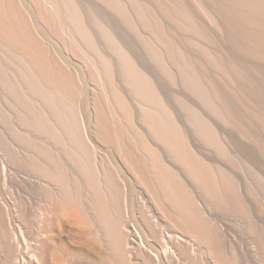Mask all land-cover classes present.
Masks as SVG:
<instances>
[{
  "label": "bare ground",
  "instance_id": "bare-ground-1",
  "mask_svg": "<svg viewBox=\"0 0 264 264\" xmlns=\"http://www.w3.org/2000/svg\"><path fill=\"white\" fill-rule=\"evenodd\" d=\"M29 1H30L29 3L33 4V5L29 4V6L31 7L32 5L34 7L35 14L37 15L41 23H43V26L45 27L44 29L48 33V35H46V33L42 31L39 32L41 37L36 38L35 35L31 32L32 26L28 22L32 21L31 23H33V20L30 19L28 21V18L30 16L28 15L29 16L28 18L25 17V14L23 12L24 10H21L22 7L20 8V6L21 4H23L22 3L23 1L19 6L18 0H0V41L2 42L1 44H4V47L3 45L2 47L0 45V47L1 49L9 47V50H11V52H9L8 55L11 53L12 56L10 55V58H13L15 61L18 62L20 68L17 69H20V71L24 70V72L22 73L23 77L24 75L30 76L29 81H31L32 85L31 84L29 85L31 86V88H34V92H36V94L40 96V97L37 96L38 99L42 98L44 103L47 105V107L52 108L49 109L50 110L49 112H52L51 110H53V112H56V114L53 112L49 113L51 114V116L53 115V117L51 118H54L55 120V118L60 116L61 112H63L61 114L63 119L59 117L58 120H56V122L58 121L59 123H57V125L59 124L60 126L58 125V127L59 128L61 127L60 128L61 130L58 131L61 133L62 131H64V133L61 134L56 129L51 128L54 126L53 124L54 122L52 119L49 118L50 116L47 117V114H45V116L42 115L43 113H45V111H42V114L40 113L41 115L38 112V115L40 116L34 115V121L30 126H32L37 132L43 133L50 140L51 139L54 140V137L57 139L58 137L57 135H59L61 137L60 140H62L65 137L64 135H66L65 137L66 139L64 138L65 141L68 140L71 147H72V143H74L73 147H75L76 145L75 148L78 150L77 148L78 146L82 147V149H85L86 145L90 146L91 143L90 141H88L90 143L86 144V142L84 141L85 143L82 144L79 141H77V139L80 138V136L82 135L80 133V126L82 127V129L84 127L83 132L85 135V130L87 131V127L90 126V123L92 124L93 122L94 130H95L94 133L96 134L95 136L99 141H101L102 145L107 149H113L115 153L118 152V154H120L119 152H121L123 154V157H121L122 164L124 166H127V169L130 168L131 173L133 172V170L135 171V173L133 172L134 174L132 173V175L135 176V174L137 173L136 174L137 179L136 177L133 176L137 180V182H140V180L142 179L143 182L145 181L146 183H148L145 185L146 187L149 185V187H147V189H149V194L148 193L147 194L150 196L149 197L150 200L145 203L146 205L143 204L146 207L145 208L147 210L146 213L149 217V218L147 217L148 221H146V226H145L146 236L144 240L140 236V233L138 234L137 229L134 227V225H130L128 227V225L126 226L122 222L123 218L122 217H121L122 219L120 218L121 215H119L118 217L117 216L118 213L116 214L115 217H113V219L108 218L112 216L110 215L111 213L107 214V212L109 211L111 212L112 206L114 207L113 209L117 208L118 211L119 210L121 211L122 208L124 207L123 209L125 211V214H127L128 213L127 206L131 205L127 200L126 193H123L121 199V193L116 184V179H114V176L117 174L116 173L114 175V173L118 171V169L120 168V166L112 158L114 156H111L113 161V165H111L112 170H110V168L103 169L104 167H101L100 166L101 164L99 165L100 169L97 167L99 171L101 170V174H102L101 178L103 176L100 182L99 181L100 179L98 180L96 178L97 175L95 176L94 174L95 170L92 169L93 167H88L89 165L87 166L88 164L87 162L88 160H90V156H91V155L89 156V159L87 158L88 150L86 151L85 149L86 152L84 153V157H83V152H81L82 154L81 157H83L84 160L88 159L87 161L85 160L86 163L83 161L84 162L83 165V163H80L82 161V160L80 161L79 159L80 155H78V157L77 155L73 156L76 154V152H74L75 154H73L71 157V153L73 152H71V150H68L71 149L69 148L70 146L67 149L64 148L63 151L66 152L63 154L67 157V159L70 162H75L76 168L78 167L77 169H79L78 172L82 174L83 178L86 177L85 181L87 182V185H85L84 183H81L79 179L71 176L69 177L67 175L68 171H66V169L62 166L61 164L62 161L60 162L58 159H56L53 156V153L50 152L48 146H44L43 144H41V146L37 145L41 147L42 150L40 148L38 149L41 150V154L44 156V158L43 157L42 158L45 159L43 160L44 163L36 164V167L38 168L37 170L40 173L39 176L40 177L42 176L45 180H47L48 184L49 183L50 184L52 183L51 185L56 184L55 186H57L58 189L60 188L59 191L62 194L61 196L58 195L60 198L57 197L58 199H56V201L53 204H51L52 206L49 208V212H47L48 210L46 211V215L50 214L48 215L49 217L52 215L54 222L58 221L59 219L65 218L67 215L72 216L73 224L79 227V232H78L79 241L74 243L75 246L74 250L80 251L83 249L84 251V245H89L93 250H98L99 253L100 252L102 253V251H99V249H101V247L103 246L102 243L103 238L108 237L109 239L106 240L107 242L104 240V242H106L104 244H107L109 248L113 251L112 253V251L109 250V254L112 253L113 257H111L110 255L109 256L113 258L112 260L116 258L114 261H117L118 264H167V262H171V264H264V169H262L264 166L260 167L262 165L258 166L257 164H253L255 161L251 163V161L253 160H251L250 158H249V160H251L250 163L244 162L246 161L245 160L246 156H244V154L243 155L241 154H242V149H244L245 146L240 145L241 143L240 144L238 143L239 145H236L237 142L235 143L234 141L238 137L237 138L235 137L236 138L235 140L233 137L234 140L233 141L232 136H233V132L236 133L238 136L240 135L239 137L242 136L249 137L250 135L252 136L251 128L241 119L240 114L238 113L239 108L237 109V111H233L232 104L235 102V100L232 97L230 98H232L231 99L232 102L234 100L233 103L229 101L227 102L226 100L229 97V95L233 94L231 93L232 90L230 91L232 87L230 89H227V91L226 88L230 87L231 81H233V79H234L233 82H236L235 80H240L239 78L244 73L241 71L242 74H240L241 75L240 76L238 75L239 74L238 72L236 73L237 74L236 76L235 72L238 71L236 70L238 68L236 69L233 68L237 65L236 64L235 66H233L234 64L233 62L239 60L232 61L233 60L232 57H229L228 56L229 54L227 55V53L221 51L222 48H219L221 44H224L226 42V41L224 42V40L227 36L224 37L222 35L223 32L221 31V33L219 34L224 37L223 38L224 40L218 39V41L223 40L222 41L223 43L221 42L220 45H218V47H215V45L217 46V44H214L216 40L215 41L212 40L213 41L212 42L211 39L212 36L218 33L217 31L219 30L217 29V31H215L214 33H212L213 31L210 32L211 35L213 34L212 36L208 33L212 29V27L214 28V30H216L215 28L223 27L222 29L225 32V30L229 28V26H233L235 23L234 20L233 21L234 23H232L233 25L229 24V26H227L226 28L224 27L228 24V22H230L231 17H233V15L230 16L229 21L227 22L222 21L227 24L224 25L223 23V25H219V23H221L220 20H224V19L220 18L219 16L221 14L220 10H222V9H218L220 4L217 5L214 2V0H150V2L149 0L148 2L146 0H145L146 2L142 0L143 2L141 4L144 5L145 8L146 6H148L146 5L147 3H152L151 4L152 6H150L149 4L150 6L148 7L149 11H146L147 12L146 14L142 13L140 10L138 12L135 10L137 12L136 17L138 16L137 18L136 17L135 18L136 20L137 19L140 20L139 22L142 24V25L139 24L138 26L141 25L140 26L141 29L143 26V28L146 30V31L144 30L145 34L143 35L150 36L151 34H153L151 35L150 38L148 36H146L145 38V40L148 39V43L150 44L148 48L146 47L149 55L142 56L140 52L144 51V49L143 50L141 49L142 51H140L139 49L140 44L139 45L137 44L139 47H136V46H132V44L129 45L130 41L129 42L126 41L128 43H125L123 37L119 36V32L117 31L118 32L117 33L116 30H114L115 27L113 25H112L113 29L110 27L111 26L110 22H109L110 23L109 26L108 24L106 25L107 22L106 20L105 23L104 21H101L102 17L100 18L98 16L97 18H94L91 17L93 15L92 14L90 17L93 18L94 21H91V19H89L88 21L90 23L91 22L97 23L100 29L98 31H96V29L94 28L96 25L94 26L93 24H91L94 26L93 27L90 26V24H87L88 22L87 21L85 22V18H88L89 15L88 17L86 16L85 18H83V16L85 15L83 12L85 11L82 10L84 8L82 9L80 8L82 7L80 6L81 3L79 4L77 0L73 2L72 0H29ZM129 1L131 2V0ZM140 1L141 0H132L133 4L130 3V6L132 4L136 6L138 5V7L134 9L142 8L141 5L139 6ZM87 2H89V0ZM115 2L117 3V0ZM220 2L221 1H219V3ZM235 2L240 6L242 5L244 8L246 7L248 11L247 9L245 10L243 8L246 11V13H248L249 11L250 13H252L250 14L252 16H249V18L251 17L250 18L251 21L253 18L256 29L259 28V30L261 31L260 27L262 26V29L264 28L263 27L264 0H236ZM235 2H233V4ZM112 3L115 4L114 2ZM82 4H84V2H82ZM156 5L159 7L158 10L162 9V11L159 12L158 10H155L157 8ZM230 5H232V3H230ZM240 6L239 8H241ZM131 7L129 8V10L131 9ZM154 7L156 8L154 9ZM52 8L54 9L52 10ZM157 11L160 14L159 17L156 16L155 14ZM117 14L118 13H116V16H118ZM222 15L225 14L223 13L221 14V16ZM246 15L248 16L249 14ZM98 18H100V21L103 22L105 25L100 24ZM223 18H225L226 20L228 18L227 14L225 17L223 16ZM246 19H248V17H246ZM95 20H97V22ZM136 20H133V23L134 21L135 23H138V20L137 22ZM129 21L132 22L131 20ZM165 22L169 24V27L166 26ZM65 23H67V26L69 23L70 26H72V28L70 27L65 29L64 28V26L66 25ZM245 23L247 22L245 21L244 24ZM249 23L250 21L248 20V24ZM132 25L133 24H131V26ZM234 26L236 27V24ZM234 26L233 28H235ZM140 27H138V29ZM60 28L65 29V31L63 29L61 30ZM58 29H60L62 32L67 31L69 36H71L74 33L76 34V37L81 36V38L85 39V40L83 39L87 47V50L85 49L86 50L85 52L87 54L91 53L93 58L91 55L90 57L89 54L86 57L84 55L85 52L82 50L81 47L80 50H82V52L80 53H83L85 59L87 58L86 61L90 59L89 61H92V65L95 67L93 69L90 62H88L92 68L89 66L87 67V69L90 68L93 69L90 72L91 73L95 72L94 75H96V72L98 73L99 70V72L102 73V74L100 73L99 76L103 75L102 77L105 76V78L107 79L106 81L108 82V85H106L107 87L105 85H104L105 87H103L102 83L100 82H103L105 79L104 78L100 79L101 77L99 78V76L96 75V78L98 76L97 78L98 80L99 79L102 80V81L99 80L100 82L98 83H100L101 85L100 87L104 88L103 90L104 93L108 92L107 94L104 93L96 94L95 91L92 92L93 90L89 89V91L91 90V92H89L91 96V100H93L94 102L92 103L94 106L92 108L93 121L91 122H89L90 120H88V116H87L88 113L86 114L85 111H84V115L77 114L79 117L78 119L79 121H77L76 116L74 114L75 111L72 110L73 107L71 108L72 104L69 105V102L73 101L74 96L76 95L75 92L78 83L76 84V80L74 78H76L77 75L74 76V74L67 71L66 68L62 67L60 63L56 62L57 59L52 58L48 53L47 49L50 47H47L48 43L46 42L52 39V37L58 38V36H60L61 31H59ZM67 29H70V32L72 31L74 32L70 35ZM141 29L140 31L142 32ZM259 30L257 32H260ZM229 31L230 32H227L228 36L229 33H231V31L233 30L230 29ZM146 32L149 33L150 35L147 34ZM257 34H256V38L259 37L258 40L264 37L263 34L261 33L260 35L262 37L260 35L257 36ZM177 35L178 37L179 35H181L182 38L183 36H185L186 38L184 37L182 39L179 37L178 39ZM238 36L240 37L241 33L240 35L238 34ZM249 36L251 38V34H249ZM214 37L216 38V36ZM244 38H247V36ZM180 39L183 40V41L181 40V43H180ZM78 40L80 43L81 39ZM145 40L142 41V43H146L147 41ZM241 41L238 42L240 43ZM50 42L51 41H49V43ZM75 42L78 43L77 40L74 41L73 47H75L76 44ZM245 44L247 43L245 42ZM254 44H255V40H254ZM60 46H64V45H60ZM76 46L77 48L75 49H77L78 51V47L80 46V44H77ZM237 47H241V46L238 45ZM149 48L150 50H148ZM214 48L220 51H217V53L215 54L213 52H215L216 50L215 51L213 50V52L211 50ZM231 48L233 49V47ZM234 49L237 48L235 47ZM242 50L240 49V51ZM194 51H196L203 59L208 55H209L208 57H210V53L211 54L213 53L218 58V60H216V58L213 60L212 58L209 59L207 57L208 61L207 60L204 61V64L206 62V67H205L204 64L200 63L203 62L202 61L203 59L201 58L202 60L198 61L199 55H197V53H195ZM258 51H260V49H258ZM218 52H220L221 54L219 53L218 55ZM236 52L239 53V51ZM255 52L256 51H254V55L257 53ZM233 53L235 55V52ZM205 54H207V56ZM246 54L248 53L246 52ZM246 54L244 53V55ZM250 54L252 53L250 52ZM250 54L248 56H250ZM224 55L226 56V58H224L225 57ZM244 55L242 54V56ZM260 57L261 56H258L259 60L261 59ZM255 58L257 59V57ZM225 59L228 60L226 62H230V61L232 62L230 64H232L231 66L233 70H230L231 68L229 65H227V63L225 64L227 65L226 68L227 67H228L227 69L230 68L229 70L231 72L226 68L225 71L227 70L228 72H225L223 70V73L227 75V77L233 74L229 76V77H233V79L228 77L229 79H232L231 81L228 80V78H225V75L222 73V69L224 68V66L222 67V69L220 68L222 66L221 61L224 62ZM199 63L203 66H201ZM243 63L246 62L243 61ZM22 66L23 69L21 68ZM238 66H240L239 63L236 67ZM219 68L221 69L219 73L220 76L216 77L217 74H215L214 71L215 69L219 71ZM234 69L236 71H234ZM253 69L255 70V68ZM88 71L89 70H87V72ZM203 71H205L208 74L209 78L208 77L206 78L205 77L206 75L204 76L205 73ZM217 71L216 73H218ZM201 72L204 73L202 75L209 80H211V78L213 80H218L219 79L218 77H220L219 80H221L222 74L224 75V77H222V80L220 82L224 84L226 83L229 84L228 87L227 85H224L226 88H224V86L221 87L222 90L225 89V91L223 90L224 92L223 91L222 92L225 94L224 97L226 96L225 97L226 99L224 100L225 102H227V106L222 100L223 93H221L220 95L221 101L219 100L220 96L219 98L214 97L216 98L215 99L216 103H213L214 100L212 101V99L210 98V96L212 97V94L209 96L210 94L209 91L211 90L214 91L215 88H211V87L217 84L215 82L213 83V86L210 85V87L208 88L207 84L209 86V84H212V81L210 82L209 80H207L205 81L207 83L205 82L203 83L206 85H203L202 84L203 81L201 80L202 76H200ZM229 72L231 74H229ZM88 75H87L88 78L91 79L90 76L91 74ZM246 75L248 76V74ZM204 77H202V79H205ZM27 78L29 79V77ZM243 78L244 76L242 77V80ZM95 80L93 79L94 83ZM29 81L27 82L26 85L30 83ZM244 81L246 80H243V82ZM261 81H259V83ZM220 82L218 83V86L215 89L217 93L221 90V88H219L220 90L218 89V87L220 86ZM233 82L232 84L234 86L235 83ZM256 82L257 81H255V83ZM98 83H95V86H97L96 84ZM105 83L106 82H104V84ZM238 83L240 87L241 82L238 81ZM186 87L187 89L188 88L193 89V91L191 90L192 92H190L188 96L191 93L195 94V92L199 94V95H192V96H196L194 97V99L200 98L198 96H200L203 93L202 92L200 94L203 88L205 89L207 88L206 90L211 88V90L208 91H206L205 89L203 90L206 91L204 92L206 93V97L208 96L209 99L211 100H207L208 97L206 99L204 98L203 99L204 101H200V102L199 99L197 100L191 99L194 101L192 102L190 100L189 102L191 103L188 104L187 101L189 99H186L184 97L187 95L185 94L183 95V93H188L187 89L186 92L184 91L185 89H183ZM105 89L106 90L109 89V90L105 91ZM242 89H244V87ZM228 91H229V95L227 97L226 92L228 93ZM243 91L245 92V89ZM29 92L31 91L29 90ZM216 92L213 93L217 95ZM177 94L178 96H176ZM245 94H243V96ZM248 94L251 95V92ZM179 95L180 97L182 95L184 97V98L181 97L180 98L181 100L182 99L187 100V101L185 100L186 101L185 104L186 103L187 104L186 105L184 104L185 106H182L185 107L186 108L185 110L187 111H185L181 107V104H183L182 103L183 100L182 101L180 100L178 102ZM90 96L88 95V97ZM260 96L262 97V95ZM249 97L246 98L247 101ZM237 99L239 98L236 97V101H238ZM252 99H254L253 95H252ZM200 100H202V98H200ZM205 100L210 101V103H208L207 101L206 103ZM58 101H59V105L60 102L61 103L63 102V104H61L62 107L61 105L59 106V108L61 107L59 109L60 113L58 111ZM66 101L67 104L65 103ZM197 101L199 102V104L198 105L195 104V106L196 107L198 106L199 109L195 112L196 107L194 106L195 107L194 109L192 108L193 106L191 105H194L192 103L194 102L197 103ZM219 101L221 102V104L224 103L223 107ZM180 102L181 104H179ZM211 102H212V107L209 106ZM27 105L28 104H26V106ZM187 105L190 107L188 108ZM199 105H201L202 108H200L201 106ZM228 105L231 106L232 110L228 109L229 108ZM224 106L228 108H224ZM235 106L238 105L235 104L233 107ZM203 108L205 110H207V108L209 109L213 108L212 110L213 112L211 111V113L214 114L213 118H215L214 116L217 117L215 118L217 122L211 121L210 118L212 117V115H210V111L208 112L209 109L207 110L208 113L205 114L204 113L205 110L204 112L202 111ZM192 109H194V111H191ZM235 109L236 108H234V110ZM199 110L203 112V115H205L204 117L205 120L202 118L203 116L201 114H198L200 115V117L202 116L201 123L197 122L199 116L198 118L196 117L197 119L195 120L193 119L194 120L193 123L191 119L195 118L196 115H194V117L191 118L192 116L191 114H193V112L197 114ZM57 112L59 113L58 115ZM186 112L190 114V117ZM66 117L68 118V121ZM121 117L125 120L123 121L124 123H126L125 125L124 123H121L122 122ZM201 119L199 118L198 121ZM50 120L53 123H51ZM189 120L192 122H189ZM60 121L62 126L60 124ZM209 121L210 123L211 122L214 123V124L211 123L213 126L215 125V127L212 126V130L208 129L209 127L207 126L208 125L207 123H209ZM228 121L231 123H228ZM77 122H79V125H77ZM22 124H24V122ZM128 126H130V128ZM204 127H206L208 130L206 131V128ZM214 128H216V130ZM132 129L133 131L131 132ZM213 129L215 131H213ZM53 130L58 133L57 134L56 132H54L56 134L54 135V137H53L54 133H52ZM211 132H213V134ZM200 134H203L204 136H201ZM67 135L70 136V139L67 138ZM213 135L214 136L216 135L217 137H214ZM218 135H220L221 137L220 139L221 141H223V143L219 142L220 140H218L219 143L215 141L216 139H218ZM252 137H254V135ZM56 139L54 141H56ZM208 140L215 141L213 142L215 144L214 145L212 144V146H210L211 148H209L208 145H210L212 142H209L210 144H208ZM59 141L53 143L56 144ZM238 142L241 141L239 140ZM231 143H235V145L238 147L243 146V148L241 147L242 149L239 147L241 149L240 150L241 154L239 151L238 154L244 156L243 157L244 161L242 160L243 158L242 159L241 157L238 158L240 155L233 154L236 157L237 163L235 164L234 162L233 163L234 165L230 163L231 161L232 162L235 161V157L233 159V156L232 157L230 156L231 152L230 153L227 152L228 150L230 151L233 148H235L234 147L235 145L233 146L230 145ZM60 144L62 143H59V145ZM228 144L229 147L230 146L232 147L226 151L223 150L222 147L226 148L228 147ZM221 145H222L221 147L222 149L220 148ZM59 147L63 148L61 147V145ZM65 147H67V145ZM212 147H215L216 151L217 150L219 151L221 150L223 152L225 151L226 157H224L225 154L223 155L221 151L220 153H222L223 157L220 154L217 155L215 149H212ZM216 147L220 149H217ZM94 148L96 147L94 146ZM67 150L70 151L71 153L68 152ZM219 151L217 152L219 153ZM234 151H232V153H234ZM77 152L80 151L78 150ZM235 153H237V150L235 151ZM76 158L78 160H76ZM228 158L231 161L227 160ZM31 160L28 158V162H30ZM100 161L101 163H103L102 158H100ZM107 161H109L110 164V160ZM31 162H33V160ZM107 163L105 164L107 165ZM25 164L26 162L24 163V165ZM169 164L172 165L173 169L170 166H168ZM247 164H251V165H247ZM32 166H34V164H32ZM180 166H181V171L179 172L176 171V169L180 170L179 169ZM169 167L171 169H169ZM97 168L96 171H98ZM121 173H122V169H121ZM97 174H100V172H98ZM139 177L140 180H138ZM84 185L87 186L86 190H88V188L89 189L91 188L92 191L93 190L95 191L94 202L92 201L93 203L90 204L89 202L90 200L87 199L89 200L88 202L90 205L89 204L88 205H89V210L91 211L88 212L89 214L91 213L90 214L91 216L86 215L87 210L86 208L84 209V202H86L84 201L85 199ZM52 189L55 190L54 187L49 188V186L47 185V195H50L53 192ZM92 191L91 192L88 191V192L92 193ZM102 191L105 192L102 193ZM56 192L58 193V191ZM102 194H105V196L107 195L108 199L110 200L109 203L110 202L113 203L111 208H109L110 209L109 211L107 210L110 205L107 204L108 202L105 201L106 199L105 196H104L105 199L101 197ZM2 207H3V200L0 195V255H1L0 264H30V259H33L37 264H65L70 257L78 256V254H72L66 248H62V246L60 247L57 244L56 240L59 238H58V234L55 233L54 222L52 221V222L43 223L42 220H41L42 223L40 221L39 224L40 225L42 224L41 228L46 233V235L42 236V239L38 241L40 246V252L25 254L22 248V245H24L23 242L26 241L25 239H23V242H21V244L15 236H13V238H10L9 240V237L7 235L3 223L4 218H3ZM132 207L130 206L129 209L130 211ZM128 215L130 214L128 213ZM87 216L89 218H87ZM163 218H166L168 225L169 224L171 225L170 230H172L173 228V231H171L172 233L169 232L170 227L168 228L166 226L167 224L162 223ZM119 226H121V229L119 228ZM165 226L168 228V231L164 230ZM230 229L233 232H235V237L231 238V240H229L227 237L229 235ZM106 253H108V251ZM93 264H101V263L94 262Z\"/></svg>",
  "mask_w": 264,
  "mask_h": 264
},
{
  "label": "rangeland",
  "instance_id": "rangeland-1",
  "mask_svg": "<svg viewBox=\"0 0 264 264\" xmlns=\"http://www.w3.org/2000/svg\"><path fill=\"white\" fill-rule=\"evenodd\" d=\"M23 1V2H22ZM73 1H75V0H72V2ZM78 1V3L80 4H82V2H84V4H80V6H82V7H80L81 9L82 8H84V9H82V10H84L85 12H83L85 15L83 16V18H85L86 16L88 17V15H89V17L91 16V17H94V18H97L98 16L101 18V21H104V23H105V20L108 22H106V25L108 24L109 26H110V23H111V28L113 29V27H112V25L115 27L114 28V30H116V32L118 31L119 32V36H122L123 37V39L125 40L124 42L125 43H128L129 41H130V43H129V45H131L132 44V46H136V47H139L140 46V51H142L143 49H144V51H142V52H140L141 54H142V56H148L149 55V53L147 52V48L150 46V44L148 43V39L147 40H145V38H146V36H148V35H143V34H145L144 32L146 31L144 28H143V26H142V29H141V23L139 22L140 20H138V23H135V21H134V23H133V20H136V18L138 17H136V14H137V12L140 10L142 13H147L146 11H149V8L148 7H150V6H152L151 4L152 3H147L146 5H148V6H146V8H148V9H146L145 7H144V5H142L141 3L143 2V1H145V0H141L140 2H139V6L141 5V7L142 8H138V9H134V8H137L138 7V5L136 6V5H132L133 3H132V0H131V2L129 1V0H117V3L115 2L116 0H109L110 1V3L111 4H113L112 2H114L115 4H113V5H111L110 3H109V1L107 2L106 0H101V1H103V2H101L100 0H89V2H87L88 0H77ZM76 1V2H77ZM79 1H82V2H79ZM96 1V2H95ZM147 2H148V0H146ZM145 1V2H146ZM219 1H221L220 3H219ZM236 0H232V1H228V0H214V2L217 4V5H219V8L218 9H222V10H220V13L221 14H225V15H222L221 16V14L219 15V13H218V15L220 16V18H222V19H224V20H220V22L222 23H219V25H223V23L224 22H227V21H229V19H230V16H232L233 15V17H231V20H230V22H228V24L227 23H224V25L225 24H227L226 26H224L225 28L227 27V26H229V24L230 25H233L232 23H234V25L236 24V27L235 28H237V29H235V28H233V26H229V28L230 29H232L233 31H231V33H229V36L227 35V32H230L229 30V28H227L226 30H225V32H224V30L221 28V27H219V28H215L216 30H214V28L212 27V29L208 32L210 35H211V33L210 32H212V33H214L215 31H217V29L219 30V31H217L218 33H216V34H214V36H216V38L214 37V36H212V39H211V41L213 40V41H215L214 42V44H217V46L215 45V47H218V45H220V43L224 40L223 38L224 37H226L225 38V40H224V44H221V46H219V48H222L221 49V51L222 52H225V53H227V55L229 56V57H232V61H235V60H239V61H235V62H233L234 64H233V66H235L236 64L238 65V63H239V65L240 66H238V67H233V68H238V69H236V70H238V71H236L235 69H234V71H236L235 72V74L236 73H238L239 72V74L238 75H240V74H242V72L244 73L239 79L240 80H235L236 82H233L234 81V79H233V77H229V76H231V75H233V74H231L230 72V70H233L232 69V64H230V63H232L230 60V62H226V61H228L227 59H225V61L223 62V61H221V64H222V66L220 67L221 69H222V67L224 66V68L222 69V73H223V70L225 71V68H226V66L227 65H229L230 66V70L229 69H227V70H229L230 72H229V74H231V75H229L228 77L229 78H232L233 79V81H231L232 79H229L228 77H227V75H225L224 73V75H225V78H228V80H230L231 81V85H230V87H228V85L229 84H224V83H222V82H220L221 80H222V77H224V75L222 74V76H221V80H219L220 79V77H218L219 79L218 80H213L212 78H211V80H209V79H206L207 77L209 78V76H208V74L205 72V71H203L204 73H202L201 72V75L200 76H202V77H204L205 75V79H202V77H201V80L203 81L202 82V84L205 82V81H207V80H209L210 82L212 81V84H209V86H208V84H207V87L209 88L210 87V85H212L213 86V83H215L216 82V84L217 85H214L213 87H211V88H215L216 89V87L218 86V83L220 82V86L218 87V89L219 88H221V87H223L224 85H227V87L228 88H226L225 86H224V88H226V91H227V89H230L231 87H232V89H230V91L232 90V92L231 93H233V94H231V95H229V91H228V93L226 92V94H227V97H228V95H229V97L226 99L225 97H224V91H225V89H223L222 90V88H221V90L217 93L216 92V90L214 89V91L213 90H211V88L210 89H208V90H211V91H213V92H216L217 93V95L215 94V93H213V92H211V91H209V96L212 94V97L210 96V98L212 99V101H213V103H216V98H219V96L221 95V93H223L222 95H223V101H224V103L226 104V106H227V102L229 101V102H231V103H233L234 102V100H235V102L232 104L233 106L236 104V105H240L241 103H244V104H241L239 107L238 106H235V107H233L232 106V108H233V111H237V109L239 108V111L241 112H239L238 111V113L240 114V117H241V119L251 128V132H252V136L254 135V137H252L251 135L249 136V137H244V136H242V137H239L236 133H234L233 132V136H232V140H233V137H234V142L236 143V145H239L240 143V145H243V146H245L244 147V149H246V150H244V149H242L243 148V146H239L241 149H242V154H241V152H240V148L238 147V146H236L235 145V143H231L230 145H235L234 147L235 148H233L232 150H228V149H230L232 146H230L229 147V144H228V147H222V145L220 146V148L222 147L223 148V150H228L227 152L228 153H230L231 152V154H230V156L232 157L233 156V159H234V155L236 154V155H243L244 154V156H246L245 157V160L246 161H244V156H239L238 158H240L241 157V159L246 163V162H248V163H250V161L251 160H253V161H251V163L252 162H254L253 164H257L258 166H260V165H262V166H260V167H263L264 166V56H263V54H264V37H262L261 35H260V33L261 34H263V36H264V28L262 29V26L260 27V29H261V31L259 30V28H257L256 29V26H255V24H254V20H253V18H252V21H251V17L249 18V16H252V15H250V14H252V13H250V11L248 12V13H246V7L244 8L242 5L240 6L239 4H237L236 2H235ZM18 2H19V6H20V4H21V2L23 3V4H21V6H20V8L22 7H24L23 9L21 8V10H24L23 12H24V14H25V17H29L28 18V21L30 20V19H32L33 20V23H31V22H28V23H30V25L32 26L31 27V32L35 35V37L36 38H39V37H41L40 36V34H39V32H44V33H46V35H48V33L45 31V27L43 26V23H41V21L38 19V17H37V15L35 14V10H34V7L32 6L33 4L32 3H29L30 1L29 0H18ZM86 2H87V4H86ZM94 2V3H93ZM138 2V1H137ZM144 2V3H145ZM149 2H150V0H149ZM233 2H235L234 4H233ZM75 3V2H74ZM98 3V4H97ZM101 3V4H100ZM103 3V4H102ZM108 3V4H107ZM130 3H132L131 4V6L133 7H131L130 6ZM230 3H232V5H230ZM29 4H32L31 5V7L29 6ZM100 4V5H99ZM129 4V5H128ZM134 4H136V3H134ZM138 4V3H137ZM149 4H150V6H149ZM215 4V5H216ZM24 5V6H23ZM26 5H27V8H26ZM103 7H102V6ZM123 5V6H122ZM158 5V4H157ZM156 5V7H154V9L155 10H158V6ZM216 5V6H217ZM225 6V8H224V6ZM237 5V6H236ZM84 6V7H83ZM223 6V7H222ZM235 6V7H234ZM239 6L241 7V8H239ZM131 7V9H134V10H129V8ZM144 7V8H143ZM221 7V8H220ZM230 7V8H229ZM232 7V8H231ZM233 8H235V9H233ZM245 10H244V9ZM47 9H48V7H47ZM54 8H52V10H53ZM119 9V10H118ZM227 9V10H226ZM229 9H231V10H229ZM232 9H233V11H232ZM244 11H243V10ZM137 12H136V11ZM225 10V11H224ZM238 10V11H237ZM29 11H30V13H29ZM93 11V12H92ZM115 11H117V12H115ZM125 11V12H124ZM133 13H132V12ZM159 12L160 11H162V9L160 10H158ZM158 11L155 13L156 14V16H158L159 17V13H158ZM221 11H223V12H221ZM227 11V12H226ZM236 11V12H235ZM240 11V12H239ZM247 11H248V9H247ZM27 12H28V14H27ZM92 12V13H91ZM124 12V13H123ZM134 12H136V13H134ZM238 12V13H237ZM241 12H243V13H241ZM88 13V14H87ZM90 13V14H89ZM116 13H118L117 15L118 16H116ZM162 13V12H161ZM241 13V14H240ZM135 14V15H134ZM226 14H227V16H228V18L225 20V18H223V16L225 17L226 16ZM231 14V15H230ZM239 14H240V16H239ZM246 14H249L248 16L246 15ZM29 15V16H28ZM104 15V16H103ZM121 17H120V16ZM235 15V16H234ZM243 15V16H242ZM65 16V15H64ZM124 16V17H123ZM240 18H239V17ZM248 17V19H246V17ZM85 18V22L87 21H89V19H91V21H94L93 20V18ZM136 17V18H135ZM235 17V18H234ZM242 17H244V18H242ZM100 18H98L99 19V21H100ZM232 18H234V19H232ZM243 19V20H242ZM244 19H245V21L247 22V23H245L244 24ZM84 20V19H83ZM124 20V21H123ZM129 20H131L132 22H130ZM137 20H136V22H137ZM235 20V21H234ZM248 20L250 21V23L248 24ZM96 22H97V20H95ZM98 21V22H99ZM100 21V24H103V25H105L103 22H101ZM112 21V22H111ZM142 21V20H141ZM222 21H224V22H222ZM234 21V22H233ZM84 22V23H85ZM110 22V23H109ZM115 22H116V24H115ZM120 22H122V23H120ZM130 22V23H129ZM238 23V24H237ZM261 23H262V21H261ZM66 25L64 26V28L66 29V28H72V26H70V24L68 23V26H67V23H65ZM87 24H90V26H93L95 29H96V31H98V30H100L99 29V25H97V23H94V22H88ZM91 24H93V25H91ZM127 24H129V25H127ZM131 24H133L132 26H131ZM139 24H141L140 26H138ZM165 24H166V26H168L169 27V24L167 23V22H165ZM168 24V25H167ZM242 25H243V27H242ZM247 25V26H246ZM250 25V26H249ZM67 26V27H66ZM129 26V27H128ZM135 28H134V27ZM249 26V27H248ZM98 27V28H97ZM133 27V28H132ZM138 27H140L139 29H138ZM245 27V28H244ZM246 27H247V29H246ZM252 27V28H251ZM264 27V26H263ZM121 28V29H120ZM224 28V29H225ZM241 29V31H240V29ZM61 29V28H60ZM60 29H58L59 31H61ZM65 29H63L64 31H65ZM140 29L142 30V32L140 31ZM57 30V31H58ZM68 31H69V33H70V35L74 32V31H72V32H70V29H67ZM74 30V29H73ZM127 30V31H126ZM136 30V31H135ZM145 30V31H144ZM237 30V31H236ZM246 30H247V32H248V30H249V32L247 33L246 32ZM260 31V32H257V31ZM58 31V32H59ZM63 31V32H64ZM221 31L223 32L222 33V35L224 36H221L219 33H221ZM244 31V32H243ZM251 31H253V32H251ZM256 31V32H255ZM62 31H61V33H60V36H58V38L57 37H52V39H50V40H48L46 43H48L47 44V47H50V48H52V49H50V48H48L47 50H48V53L50 54V56L52 57V58H54V59H57L56 60V62H58V63H60L61 64V66L62 67H64V68H66V70L67 71H69L70 73H72V74H74V76H76V78H74L75 80H76V84H77V86H76V95L74 96V99H73V101H70L69 102V105H71V108L73 107V111H75L74 112V114H75V116H76V120L77 121H79L78 119H79V117H78V115H80V114H82V115H84V111L86 112V114H87V116H88V120H90L89 122H91V121H93V119H92V117H93V113H92V108H93V104L92 103H94L93 102V100H91V96H90V94H89V92H91V90L89 91V89H92L93 91L92 92H94L95 91V93L96 94H102V93H104L103 92V90H104V88L103 87H105L106 85H108V82L106 81L107 79L105 78V76L104 77H102L103 75H101V76H99L100 75V73L101 72H99V70H98V73L96 72V75H98L99 76V78L100 79H105L103 82H100V81H102V80H98L97 78H98V76H97V78H96V75H94L95 74V72L94 73H91L90 71H92L95 67L92 65V61H89L90 59H88V61H86V59H85V56L87 57L88 56V54L85 52L86 50H87V47H86V43H85V41H83V39L84 38H81V36L80 37H76V34H72L73 35V37H72V35L71 36H69L68 35V32L66 31V32H64L63 33ZM117 32V33H118ZM131 32V33H130ZM138 32V33H137ZM140 32V33H139ZM238 32V33H237ZM241 33V38L238 36V34L240 35V33ZM246 32V33H245ZM147 33V32H146ZM233 33V34H232ZM236 34V36H235V34ZM246 35H245V34ZM258 33V34H257ZM64 34V35H63ZM147 34H149V33H147ZM225 34V35H224ZM232 34V35H231ZM243 34V35H242ZM249 34H251V38H250V36H249ZM256 34H257V36H261L262 38H260V40L262 41V43H261V41L260 40H258L259 39V37H257L256 38ZM150 35V34H149ZM151 35H153V34H151ZM151 35L150 36H148L149 38L151 37ZM234 35V36H233ZM255 35V36H254ZM137 36V37H136ZM139 36V37H138ZM145 36V37H144ZM220 38H219V37ZM243 36V37H242ZM247 36V38H244V37H246ZM65 37V38H64ZM70 37H71V39H70ZM147 37V38H148ZM177 37H178V35H177ZM179 37L180 38H182L181 37V35H179ZM179 37H178V39H179ZM185 36H183V38H184ZM222 37V38H221ZM232 37H234V38H232ZM254 37V38H253ZM50 38V37H49ZM67 38V39H66ZM136 38H138V39H136ZM139 38H140V41H139ZM143 38H144V40L145 41H147L146 43H142V41H144L143 40ZM182 38V39H183ZM186 38V37H185ZM228 38V39H227ZM231 38V39H230ZM245 39V41H244V39ZM74 39H76L77 40V42L78 43H76L75 44V47H73L74 46V41H76V40H74ZM78 39H81L80 41V43H79V40ZM128 39V40H127ZM135 39H136V41H135ZM142 39V40H141ZM182 39H180V43H181V40ZM218 39H223V40H219L218 41ZM239 39V40H238ZM248 40V42H247V40ZM257 39V40H256ZM73 40V41H72ZM85 40V39H84ZM227 40H228V42H227ZM242 40V41H241ZM250 40V41H249ZM254 40H255V44H254ZM49 41H51L50 43H49ZM126 41H128V42H126ZM150 41H151V39H150ZM149 41V42H150ZM183 41V40H182ZM212 41V42H213ZM238 41H241L240 43L238 42ZM260 41V42H259ZM232 42H234V43H232ZM238 42V43H237ZM245 42L247 43V44H245ZM258 42V43H257ZM2 42L0 41V45H1V47H2V45H3V47H4V44H1ZM61 43V44H60ZM151 43V42H150ZM223 43V42H222ZM232 43V44H231ZM242 43V44H241ZM248 43H250V44H248ZM261 43V44H260ZM77 44H80V46L78 47V51L80 50V47L82 48V50L85 52V56L83 55V53H80V52H82V50H80L79 52L77 51V49H75V48H77ZM134 44V45H133ZM139 46H138V45ZM241 44V45H240ZM245 44V45H244ZM251 44H253V45H251ZM56 47H55V46ZM60 45H64V46H60ZM147 45V46H146ZM227 45V46H226ZM230 45H232V46H230ZM234 45V46H233ZM243 46L242 48L241 47H237V46ZM84 46V47H83ZM142 46V47H141ZM226 46V47H225ZM229 46H230V48H229ZM252 46V47H251ZM1 47H0V195H1V198H2V200H3V207H2V210H3V218H4V221H3V223H4V226H5V229H6V232H7V235H8V237H9V240H10V238H13V236H15L17 239H18V241L20 242V244H21V242H23V239H25L26 241H24L23 243H24V245H22V248H23V252H25V254H32L33 252H35V253H39L40 252V246H39V243H38V241H40L41 239H42V236H44V235H46V233L43 231V229L41 228V225L39 224L40 223V221L42 220L43 221V223H46V222H54V219L52 218V215L49 217L48 215H50V214H48V215H46V211L47 212H49V208L52 206L51 204H53L55 201H56V199H58L57 197H59V196H61L62 194H61V192L59 191L60 190V188L58 189V187L57 186H55L54 184L53 185H51L50 183V185L48 184V181L47 180H45L42 176V178L39 176L40 175V173H39V171L37 170L38 168L36 167V164L38 163H44V161L43 160H45V159H43L44 158V156L41 154V144H43L44 146H48L49 147V149H50V152H52L53 153V156L56 158V159H58L60 162L62 161V166L66 169V171H68V176L70 177H74V178H77V179H79V181L81 182V183H84L85 185H87V182L85 181V179H86V177H82V174L81 173H79L78 172V170L79 169H77L76 168V163L75 162H70L68 159H67V157L63 154V153H65L66 151H63L64 150V148H68L69 146H70V144H69V142H68V140H66L65 141V137H66V135H64L65 137V139L63 138L62 140H60L61 139V137L59 136V135H57L58 137H57V139H59V140H57L55 137H54V135H56L54 132H56V131H54L53 130V132L52 133H54L53 134V137H54V140L56 139V141H59V142H57L56 144L58 145H56L55 143H53V142H56V141H54L53 139H48L43 133H40V132H37L32 126H30V125H32V122L34 121V115L35 116H40L41 114H42V111H45V113H43L42 115H44L45 116V114H47V117L48 116H50L49 118L50 119H52L53 120V122L51 121V123H53L54 124V128L53 127H51L52 129H56L57 131L59 130H61L59 127H58V125H57V123H59L58 121L56 122V120H58V118L59 117H61V119H63L62 118V116H61V114L63 113V112H61V114H60V116H56L57 118H55V120H54V118H51V117H53V115L51 116V114H49V113H52L53 112V110H51L52 112H49L50 110L49 109H52V108H48L47 107V105L44 103V101H43V99L42 98H39L38 99V97L37 96H39L38 94H36V92H34V88H31V86L29 85V84H31V81H29L30 80V76H28V75H24V77L22 76V73L24 72V70H21L20 71V69H17V68H20V66H19V64H18V62L17 61H15L13 58H10V55H11V53L8 55V53L9 52H11V50H9V47H7V48H4V49H1ZM86 47V48H85ZM147 47V48H146ZM231 47H233V49L236 47L237 49H232ZM244 47H245V49H244ZM254 47H256V48H254ZM225 48H227V49H225ZM242 50V51H240V49ZM252 48V49H251ZM263 48V49H262ZM6 49V50H5ZM8 49V50H7ZM86 49V50H85ZM142 49V50H141ZM229 49V50H228ZM239 49V50H238ZM250 49V50H249ZM255 49V50H254ZM258 49H260V51H258ZM56 50V51H55ZM148 50H150V48L148 49ZM212 50V52H213V50L215 51V52H213V53H217V51H220V50H217V49H211ZM227 50H228V52H227ZM233 50V51H232ZM248 53V54H246V52ZM252 53V54H250V52ZM258 51L255 55H254V51ZM4 51H8L7 53L6 52H4ZM236 51H239V53L238 52H236ZM244 51V52H243ZM263 51V52H262ZM195 53H197L196 51H194ZM233 52H235V55H234V53ZM242 52V53H241ZM148 53V54H147ZM212 53V54H213ZM219 53L220 52H218V55H219ZM232 54V56H231V54ZM237 53H238V55H237ZM244 53L247 55H244ZM263 53V54H262ZM144 54V55H143ZM211 53H210V57H208L207 56V54H205L209 59L210 58H212L213 60L216 58V60H218V58L215 56V54H213L214 55V58H213V55H212ZM221 54V53H220ZM242 54L244 55V56H242ZM250 54V56H248ZM262 54V55H261ZM91 55V53L89 54V56ZM197 55H199L198 53H197ZM253 55V56H252ZM12 56V55H11ZM83 56H84V58H83ZM92 56V55H91ZM90 56V57H91ZM203 56H204V54H203ZM212 56V57H211ZM225 56V55H224ZM234 56V57H233ZM258 56H261L260 58V60L258 59ZM263 56V57H262ZM9 57V58H8ZM199 58V60L198 61H201L203 58L202 57H200V55L198 56ZM207 57H205L202 61L203 62H200V63H202V64H204V61H208V58ZM244 57V58H243ZM255 57H257V59L255 58ZM89 58V57H88ZM92 58H93V56H92ZM147 58V57H146ZM202 58V59H201ZM224 58H226V56L224 57ZM243 58V59H242ZM251 58H252V60H251ZM231 59V58H230ZM13 60V61H12ZM92 60V59H91ZM222 60H223V58H222ZM247 60V61H246ZM262 60V61H261ZM10 61H11V63H10ZM15 61V62H14ZM86 61V62H85ZM243 61L244 62H246V63H243ZM88 62H90V64L92 65V67H93V69H91L92 67L89 65V63ZM237 62V63H236ZM240 62H242V63H240ZM250 62V63H249ZM251 62H253V63H251ZM256 62V63H255ZM261 62V63H260ZM86 63H87V65H86ZM199 63V64H200ZM224 63V64H223ZM227 63V65H225ZM229 63V64H228ZM260 63V64H259ZM93 64H94V62H93ZM243 64V65H242ZM248 64H250V65H248ZM201 65V64H200ZM246 65V66H245ZM260 65V66H259ZM91 67L90 69H87V67ZM201 66H203V65H201ZM204 66L206 67V62H205V64H204ZM242 66V67H241ZM244 66V67H243ZM248 66V67H247ZM254 66V67H253ZM25 67V66H24ZM241 67V68H240ZM22 69H23V66L21 67ZM26 68V67H25ZM219 68V71H217L216 69H215V74H217L216 75V77L217 76H220V69ZM243 68V69H242ZM245 68V69H244ZM253 68H255V70L253 69ZM253 69V70H252ZM260 69V70H259ZM87 70H89L88 72H87ZM97 70V69H96ZM160 70V69H159ZM225 71V72H228V71ZM240 70V71H239ZM251 70V71H250ZM262 70V71H261ZM20 71V72H19ZM216 71L218 72V73H216ZM233 71V72H234ZM242 71V72H241ZM244 71H246V72H244ZM159 72V71H158ZM91 74L90 76H91V79L90 78H88V74ZM248 74V76L246 75V74ZM250 73V74H249ZM102 74V73H101ZM104 74V73H103ZM160 74V73H159ZM202 74H204V76L202 75ZM219 74V75H218ZM228 74V73H227ZM259 74V75H258ZM262 74V75H261ZM20 75V76H19ZM88 75V76H87ZM95 76V78H94V76ZM258 75V76H257ZM93 76V77H92ZM199 76V77H200ZM215 76V75H214ZM213 76V77H214ZM236 76H237V74H236ZM236 76H234V77H236ZM244 76V78H243V80H246V81H244L243 82V80H242V77ZM246 76V77H245ZM263 76V77H262ZM23 77V78H22ZM27 77H29V79L26 78ZM86 77V78H85ZM34 78V77H33ZM84 78H85V80H84ZM95 80V83H98V82H100V83H102V85H103V87H100L101 85H100V83H98V84H96L97 86H95V83H94V81H93V79ZM215 78V77H214ZM246 78V79H245ZM261 78V79H260ZM26 79V80H25ZM216 79V78H215ZM236 79V78H235ZM253 79V80H252ZM257 79H259V80H257ZM261 80H263V81H261ZM30 82V83H28V85H26L27 84V82ZM86 81H87V83H88V86H87V83H86ZM93 81V82H92ZM97 81V82H96ZM219 81V82H218ZM238 81H240L241 82V86L239 87V83H238ZM251 81V82H250ZM253 81V82H252ZM255 81H257L256 83H255ZM259 81H261L260 83H259ZM104 82H106L105 84H104ZM210 82H208V83H210ZM232 82L233 83H235L234 84V86H233V84H232ZM94 83V84H93ZM205 83H207V82H205ZM238 84V86H237V84ZM242 83H244V84H242ZM251 85H250V84ZM6 84V85H5ZM257 84V85H256ZM32 85V84H31ZM105 85V86H104ZM203 85H206V84H203ZM202 85V86H203ZM222 85V86H221ZM244 85V86H243ZM247 85H248V87H247ZM254 85V86H253ZM13 86V87H12ZM28 86H29V89H28ZM99 86V87H98ZM107 87V86H106ZM204 87V86H203ZM236 87H238V88H236ZM244 87V89H245V92H246V94H245V92L243 91L244 89H242V88ZM22 90H21V89ZM26 88V89H25ZM234 88H236V89H234ZM240 88H241V91H240ZM20 89V90H19ZM32 89V90H31ZM98 89V90H97ZM107 89V88H106ZM105 89V91H108V90H106ZM183 89H185L184 91L186 92V89H187V87L186 88H183ZM189 89V90H188ZM187 89V92L188 93H183V95L185 94V95H187V96H184L186 99H189L188 101L186 100V99H182L183 100V104H181V102L179 103V104H181V107L182 106H185L186 104H185V102L187 101L188 102V104L189 103H191V102H189L191 99H194V97H196V96H192V95H199V94H197L196 92H195V94H193V93H191L189 96H188V94L190 93V92H192L193 91V89H190V88H188ZM202 89V88H201ZM205 88H203L202 89V91L201 90H199V91H201L200 92V96H198V97H200V98H202V100H200V98H196V99H194V100H197V99H199V102L200 101H204L203 99L205 98H207L206 97V93H204V92H206V91H208V90H206V91H203ZM249 89V90H248ZM252 89V90H251ZM254 89H255V91H254ZM260 89V90H259ZM29 90L31 91V92H29ZM99 90H101V91H99ZM192 90V91H191ZM236 92H235V91ZM249 92H248V91ZM257 90H259V91H257ZM28 91V92H27ZM33 91V92H32ZM183 91V92H184ZM223 91V92H222ZM240 92V93H239ZM251 92V95L250 94H248V93H250ZM255 94H254V93ZM260 94H259V93ZM24 93V94H23ZM108 92H105L104 94H107ZM235 93H236V96H235ZM253 93V94H252ZM258 93V94H257ZM34 96H33V95ZM215 96H214V95ZM238 94V95H237ZM243 94H245L244 96H243ZM88 95L90 96V97H88ZM183 95L181 96L182 98H184L183 97ZM205 95V96H204ZM246 95H248V96H246ZM252 95L254 96V99H252ZM260 95H262V97L260 96ZM176 96H178V94L176 95ZM175 96V97H176ZM192 96V97H191ZM202 96V97H201ZM234 96H235V98H234ZM243 96V97H242ZM250 96V97H249ZM24 97H26V98H24ZM40 97V96H39ZM180 95H179V100H178V102L181 100L180 98ZM188 97H190V98H188ZM214 97H216V98H214ZM230 97H232L234 100H233V102L231 101V99L232 98H230ZM236 97H238L239 99H237L238 101H236ZM247 97H249L248 98V101L246 100V98ZM259 97H260V99H259ZM257 98H258V100H257ZM211 99H209V97L207 98V100H211ZM224 99H226L227 100V102H225V100ZM228 99H230V100H228ZM243 100V102H242V100ZM181 100V101H182ZM186 100V101H185ZM194 100H191L192 102L194 101ZM207 100H205V102L207 101ZM219 100L221 101V96H220V98H219ZM253 100H254V102H253ZM219 101V102H220ZM241 101V102H240ZM246 103H245V102ZM257 101V102H256ZM89 102V103H88ZM196 102V101H195ZM192 103V104H194V105H191V106H193L192 108H194L195 109V104L196 105H198L199 104V102L197 101V103ZM208 103H210V101H207ZM206 102V103H207ZM238 102V103H237ZM253 102V103H252ZM21 103V104H20ZM32 103V104H31ZM66 104H67V101L65 102ZM201 103H204V102H201ZM200 103V104H201ZM224 103H222L221 104V102H220V104L222 105V107H223V104ZM259 103V104H258ZM22 104H24V105H22ZM26 104H28L27 106H26ZM45 104V105H44ZM61 104H63V102L61 103L60 102V105ZM185 104V105H184ZM219 104V103H218ZM228 104H230V103H228ZM249 104V105H248ZM256 104V105H255ZM21 107H20V106ZM32 105V106H31ZM59 101H58V111H59V113H60V108L62 107V105H61V107L59 108ZM202 105V104H201ZM201 105H199V106H201ZM207 105V104H206ZM205 105V106H206ZM209 105V104H208ZM216 105V104H215ZM46 106V107H45ZM188 106V105H187ZM195 106V107H194ZM204 106V107H205ZM209 106H211L212 107V102H211V104L209 105ZM217 106H219V105H217ZM226 106H224V108H228L229 110L231 109L232 110V108H231V106L230 105H228V107H226ZM241 106H242V108H241ZM33 107V108H32ZM190 106H188V108H189ZM208 107V106H207ZM184 110L186 109L185 107H182ZM200 108H202V106L200 107ZM213 108H214V106H213ZM213 108L210 110L209 108H207V110H208V112L210 111V115H212V117L210 118L211 119V121H215V122H217V120H215V118H217L216 116H214L215 118H213V113H211V111L213 110ZM234 108H236L235 110H234ZM24 109V110H23ZM194 109H192L191 111H194ZM199 108H198V106L196 107V109H195V112L198 110ZM26 110V111H25ZM202 110V109H201ZM204 108H203V112H204ZM207 110H205V114L206 113H208L207 112ZM227 110V109H226ZM48 111V112H47ZM61 111H63V110H61ZM185 111H187V110H185ZM38 112H39V114L40 115H38ZM195 112H193V114H191L192 116H191V118L192 117H194V115H196L195 116V118H190L192 121H193V123H194V120L195 119H197L198 118V116H199V118L201 119V117L204 119V117H205V115H203V112H201L200 110L198 111V113L197 114H195ZM199 112H201V113H199ZM213 112V111H212ZM36 113V114H35ZM53 113H55L56 114V112H53ZM58 112H57V115L59 114ZM187 114H188V112H186ZM21 114V115H20ZM49 114V115H48ZM54 114V115H55ZM78 114V115H77ZM198 114H201L202 116L200 117V115H198ZM33 115V116H32ZM64 115V114H63ZM189 115V117H190V114H188ZM187 115V116H188ZM27 117V118H26ZM42 117V116H41ZM197 117V118H196ZM22 118V119H21ZM26 118V119H25ZM198 118V119H199ZM66 119H67V121H68V118L66 117ZM194 119V120H193ZM198 119H197V122L198 123H201V121H202V119L201 120H199L198 121ZM207 119H209V118H207ZM213 119V120H212ZM205 120V119H204ZM26 121V122H25ZM121 123H124L123 121H125L122 117H121ZM192 121H190L189 120V122H192ZM227 121V120H226ZM24 122V124H22V123ZM55 122H56V124H55ZM196 122V121H195ZM213 122H211L212 124H214ZM203 123V122H202ZM209 123H210V121H209ZM207 123L206 125L209 127H207L208 129H211L212 130V124L210 123ZM228 123H231V122H229L228 121ZM21 124V125H20ZM60 124H61V121H60ZM126 123H124V125H125ZM51 125V124H50ZM57 125V126H56ZM77 125H79V122H77ZM94 124H93V122H92V124L90 123V126H88L87 127V131L85 130V135H84V127H83V129H82V127L80 126V133L82 134L81 136H80V138H78L77 139V141H79L80 143H85L86 142V144H89L90 142V146L89 145H86V151L88 152V159H89V156H90V160H88V164H87V166L88 167H93L92 169H94L95 170V172H94V174H95V176L97 175H99L98 177H100V178H98L97 176H96V178L101 182V179L103 178V176H102V178H101V170L99 171V169H100V167H99V165L101 166V167H104L103 169H109L110 168V170H112V166L111 165H113V161H112V158L115 160V162L120 166V168L118 169V171H116L115 173H114V179H116V184H117V186H118V189H119V191H120V193H121V199H122V195H123V193H126L127 194V200L129 201V204H131V205H129V206H127V209H128V213L130 214V215H132V216H130V215H128V213L127 214H125V211H124V207L122 208V210L120 211V213H119V211L117 210V208H115L116 210H117V212H116V210L115 209H113L114 207L112 206L113 205V203L112 202H110L109 203V199H108V197H107V195L105 196V194H102L101 195V197L102 198H104V196L106 197V199H105V201L106 202H108L107 204H109L108 206V210L107 211H109L110 209L109 208H111V206H112V208H111V212L109 211V212H107V214H109V213H111L110 215H112V216H110V217H108V215H107V217L108 218H110V219H113V217H115L116 216V214L118 213V217H119V215H121L120 216V218L122 219V222L127 226L128 225V227L130 226V225H134V227L137 229V232H138V234L140 233V236L145 240V236H146V229H145V226H146V221H148V215H147V213H146V207H145V203L147 202V201H149L150 199H149V189H147V187H149V185L146 187L145 185L146 184H148V183H146L145 181V184H144V182L142 181V179L140 180V177H139V179L138 180H140V182H137V177H136V174H135V176L134 175H132V173L134 172L135 173V171L133 170V172L131 173V169L130 168H128L127 169V166H124L123 164H122V159H121V157H123V154L121 153V152H119L120 154H118V152H114V150L113 149H107L106 147H104L103 145H102V143H101V141H99L97 138H96V134L94 133L95 132V130H94V126H93ZM127 125H129V124H127ZM126 125V126H127ZM210 125V126H209ZM24 126V127H23ZM60 126V125H59ZM61 126H62V124H61ZM130 126H131V124H130ZM130 126H128L129 128H130ZM31 127V128H30ZM206 127H204V128H206ZM211 127V128H210ZM213 127H215V125L213 126ZM232 127V126H231ZM206 128V131L208 130ZM215 130H216V128H214ZM213 129V131H215ZM233 129V128H232ZM62 130H63V128H62ZM89 130H91V131H89ZM58 131V132H59ZM133 131V129L131 130V132ZM87 132V133H86ZM57 133V132H56ZM59 133H61V132H59ZM62 133H64V131H62ZM61 133V134H62ZM90 133V134H89ZM203 133V132H202ZM212 134H213V132H211ZM215 133V132H214ZM217 133V132H216ZM58 134V133H57ZM204 134V133H203ZM203 134H200L201 136H204ZM235 134V135H234ZM44 135V136H43ZM62 135V136H63ZM86 135H88V136H86ZM237 135V136H236ZM86 136V137H85ZM214 136V135H213ZM222 136V135H221ZM85 137V138H84ZM214 137H217L216 135L214 136ZM236 137V138H235ZM251 137V138H250ZM22 138V139H21ZM67 138H69L70 139V136L69 135H67ZM89 138V139H88ZM204 138V137H203ZM221 137H220V135H218V139H216L215 141H217L218 142V140H220L219 142H222L223 143V141H221V139H220ZM240 138V139H239ZM243 138V139H242ZM26 139H27V141H26ZM86 139V140H85ZM240 140L241 142H238V141ZM24 141H26V142H24ZM85 141V142H84ZM88 141H90V142H88ZM214 140H212V141H210V140H208V144H210L209 142H212L210 145H208L209 146V148H211L210 146H212V144L214 145L215 143H213V142H215ZM232 141V142H233ZM217 142H216V145H217ZM218 142V143H219ZM243 142V143H242ZM33 143V144H32ZM36 143V144H35ZM59 143H62V144H60L61 145V147H63V148H60L59 146ZM63 143H65V144H63ZM94 143H96V144H94ZM206 143V142H205ZM221 143V144H222ZM239 143V144H238ZM26 144V145H25ZM37 145H40V146H37ZM67 145V147H65ZM215 145V146H216ZM226 145V144H225ZM35 146V147H34ZM37 146V147H36ZM74 146V143H72V147L70 146L69 148H71V149H68V150H71V152H73V153H71L70 151H68V152H70L71 153V157H72V155L73 154H75L74 152H76V154L75 155H73V156H76L77 155V157H78V155H80L79 156V159H80V161H78V162H80V163H83V165H84V162H85V160H84V153L86 152L85 151V149H82V147H80V146H78L77 148H78V150L80 151V152H77L78 150L75 148L76 147V145H75V147H73ZM92 146H93V148H92ZM94 146L96 147V148H94ZM224 146V145H223ZM227 146V145H226ZM88 147V148H87ZM99 147V148H98ZM35 148V149H34ZM37 148V149H36ZM38 148H40V149H38ZM75 148V149H74ZM217 148V147H216ZM220 148H217V149H220ZM221 148V149H222ZM225 148V149H224ZM239 148V149H238ZM65 149V150H66ZM74 151H73V150ZM212 149H215V147H212ZM234 149H235V151L237 150V153H235V151H234ZM63 152H62V151ZM81 150H83V151H81ZM243 150H244V152H243ZM40 151V152H39ZM112 151V152H111ZM215 151H216V149H215ZM217 151H219V150H217ZM216 151V153H217V155L218 154H220L221 156H222V153H223V155L226 153L225 151L223 152V151H221L222 153H220V151H219V153ZM232 151H234V153H232ZM238 151L240 152V154H238ZM67 152V153H68ZM81 152H83V157H81ZM111 152V153H110ZM115 155H114V154ZM247 153H249V154H247ZM111 154V155H110ZM120 156H118V155ZM234 154V155H233ZM246 154V155H245ZM68 155H70V154H68ZM122 155V156H121ZM219 155V156H220ZM227 155H229V154H227ZM248 155V156H247ZM27 156H28V158L31 160V158H32V160H33V162H28V158H27ZM111 156H114V157H112L111 158ZM249 156H251V157H249ZM43 157V158H42ZM107 157V158H106ZM223 157V156H222ZM224 157H226V154H225V156ZM100 158H102V160H103V163H101V161H100ZM106 158V159H105ZM121 160H120V159ZM237 158V159H238ZM249 158L251 159V160H249ZM27 160V161H26ZM76 160H78L77 158H76ZM86 160V161H87ZM107 160H110V164H109V161H107ZM227 160H229V158L227 159ZM239 160V159H238ZM241 160V161H242ZM24 161V162H23ZM84 161V162H83ZM105 161V162H104ZM229 161H231V160H229ZM242 161V162H243ZM26 162V164L24 165V163ZM108 162V163H107ZM112 162V163H111ZM235 162V164L237 163V160H236V157H235V161H231L230 163H234ZM74 163H75V165H74ZM86 163V162H85ZM105 163H107V165L105 164ZM30 164V165H29ZM32 164H34V166H32ZM73 164V165H72ZM91 165V166H90ZM234 165V164H233ZM247 165H251V164H247ZM78 166V165H77ZM168 166H170L171 168H172V165H168ZM176 166H179V165H176ZM239 166V165H238ZM77 169V171H76V169ZM99 169H98V168ZM169 167V169H171ZM236 167H237V165H236ZM96 168L98 169V171H96ZM91 169V168H90ZM91 169V170H92ZM121 169H122V173H121ZM173 169V168H172ZM176 169V168H175ZM179 169L180 170H178V169H176V171H181V166L179 167ZM262 169H264V167L262 168ZM98 172H100V174H97ZM39 173V174H38ZM120 173V174H119ZM133 173V174H134ZM136 177V179L134 178V177ZM138 176V175H137ZM36 178V179H35ZM72 180V179H71ZM135 181V182H134ZM141 181H142V184H141ZM86 182V183H85ZM47 185L49 186V188H51V187H54V189L55 190H53V192L50 194V195H47ZM84 185V201H86V202H84V209L86 208V210H87V213H86V215H89V216H91L90 214H89V212H91L90 210H89V205L90 204H92L93 202H94V190L92 191V189L90 188H88V190H86L87 189V186H85ZM144 185V186H143ZM51 186V187H50ZM86 187V188H85ZM146 187V188H145ZM87 192H86V191ZM56 191H58V193L56 192ZM88 191H92V193H90V192H88ZM105 191H102V193H104ZM46 193V194H45ZM86 193H88V194H86ZM148 193V194H147ZM59 195V196H58ZM87 195V196H86ZM91 199H90V198ZM60 198V197H59ZM87 199H89V200H87ZM90 202V204H89V202ZM93 201V202H92ZM88 202V203H87ZM112 203V204H111ZM89 204V205H88ZM143 204H145V205H143ZM85 205H88V206H85ZM122 205V204H121ZM120 205V206H121ZM123 206V205H122ZM130 206L132 207L131 208V211L129 210L130 209ZM138 207V208H137ZM135 208V209H134ZM134 209V210H133ZM145 209V210H144ZM85 211V210H84ZM89 211V212H88ZM75 212V211H74ZM116 212V213H115ZM131 212V213H130ZM85 213V212H84ZM115 213V214H114ZM134 213V214H133ZM141 213H142V215H141ZM85 215V216H86ZM114 215V216H113ZM148 217V218H147ZM84 218H86V217H84ZM87 218H89L88 216H87ZM141 218V219H140ZM53 219V220H52ZM110 219H108V220H110ZM127 220V221H126ZM42 221H41V223H42ZM127 222V223H126ZM142 222H144V223H142ZM162 223L163 224H167L166 226L169 228L171 225L169 224L168 225V222H167V219L166 218H163V220H162ZM54 225H55V233H57L58 234V238L59 239H57L56 240V242H57V244L61 247L62 246V248H66L70 253H72V254H78V256L76 257V256H72V257H70L69 259H68V261L65 263V264H93L94 262H99V263H101V264H118V262L117 261H114V260H112L113 258H111V257H113V251L109 248V246L107 245V244H104V243H106L107 241V239H109L108 237H104L103 238V241H102V243H103V246L101 247V249H99V251H102V253L100 252H98V250H93L89 245H84V251H83V249L82 250H80V251H75L74 250V248H75V246H74V243L75 242H77V241H79V236H78V232H79V227L76 225H74L73 224V222H72V216H69V215H67L65 218H63V219H59L58 221H55L54 222ZM164 227V230L165 231H168V228L167 227ZM119 228L121 229V226H119ZM171 229V227L169 228V230ZM85 231V230H84ZM171 231H173V228H172V230H170L169 232H171ZM109 233H110V231H109ZM172 233V232H171ZM110 235V234H109ZM228 237V239L229 240H231V238H233V237H235V232H233L231 229L229 230V235L227 236ZM104 240L106 241V242H104ZM109 250L110 251H112V253L111 254H109ZM108 251V253H106V252ZM98 252V253H97ZM108 256H107V255ZM111 257H110V256ZM109 257V258H108ZM107 258V259H106ZM111 258V259H110ZM105 259V260H104ZM0 262H1V255H0ZM171 264V262H167V264ZM30 264H37L33 259H30Z\"/></svg>",
  "mask_w": 264,
  "mask_h": 264
}]
</instances>
